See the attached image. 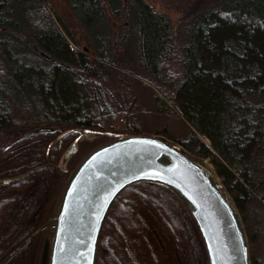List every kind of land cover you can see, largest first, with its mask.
<instances>
[{
    "label": "trees",
    "instance_id": "obj_1",
    "mask_svg": "<svg viewBox=\"0 0 264 264\" xmlns=\"http://www.w3.org/2000/svg\"><path fill=\"white\" fill-rule=\"evenodd\" d=\"M64 2L93 53L48 0H0V180L17 178L0 182V264H31L70 144L144 135L134 116V72L122 58L132 46L146 74L137 81L155 89V109L181 120L176 146L209 158L239 212L250 263L264 264V0H192L176 24L146 0ZM94 264L208 260L181 199L138 182L111 204Z\"/></svg>",
    "mask_w": 264,
    "mask_h": 264
},
{
    "label": "water",
    "instance_id": "obj_2",
    "mask_svg": "<svg viewBox=\"0 0 264 264\" xmlns=\"http://www.w3.org/2000/svg\"><path fill=\"white\" fill-rule=\"evenodd\" d=\"M36 132L42 129L22 137ZM76 150L71 144L63 159ZM16 179L0 182L8 184ZM138 182L161 184L181 199L197 226L208 264H251L239 214L211 172L176 145L154 135L121 138L84 158L70 178L57 214L48 220L55 221L49 264H94L111 204L125 187Z\"/></svg>",
    "mask_w": 264,
    "mask_h": 264
},
{
    "label": "rangeland",
    "instance_id": "obj_3",
    "mask_svg": "<svg viewBox=\"0 0 264 264\" xmlns=\"http://www.w3.org/2000/svg\"><path fill=\"white\" fill-rule=\"evenodd\" d=\"M49 5L51 8L56 11L59 15L60 19H62L66 25L69 27L70 31L74 33L75 37L78 39L82 48L88 50V52L93 53L91 47L88 43V38L86 35V31L82 29L77 24V21L72 14L70 8L64 2V0H48ZM149 5L153 7V9L160 13L167 14L173 23L180 19L183 8H185L192 0H146ZM116 22H113V28L116 27ZM23 31L25 29H22ZM179 44L181 45L182 42L180 41ZM71 47L74 45L70 42ZM124 58V62L130 67L131 71L134 72L133 74V90L134 94L138 99V107L135 110V119L137 123V119L139 120L141 132L144 135L148 136H156L159 139L165 140L170 142L171 144L177 145L178 143L175 141L177 137H179L181 133V120L178 116L173 114H161L159 113L153 104V94L155 93V89L151 86H148L145 81H137V74L143 77L144 74L138 67V59H137V48L133 46L126 52V54L122 55ZM113 74H116L115 72ZM260 101L264 102V98L259 99ZM123 118H119V120L114 123L115 129H123ZM159 131L158 134L155 132ZM204 145L210 146V141L205 137H200ZM77 146V150L73 153L68 159L64 162L61 160L58 165L59 173L61 176L60 178L63 180L62 184H56L51 191L50 198L52 200V204L54 203L55 199H57L58 203L56 207L51 208V213L53 218L61 205V201L63 199V193L65 189V183L72 175L75 168L78 166L79 162L86 158L90 151L96 146H100L101 138L98 136H94L90 139H86L79 142H74ZM71 145V144H70ZM69 145V146H70ZM195 160L202 163L212 174L213 178L215 179L216 183L219 185L221 190L223 191L224 195L231 201V197L227 193L222 180L219 176H217L215 172V168L209 158H199V157H192ZM59 181V180H58ZM233 204V203H232ZM234 205V204H233ZM236 209V208H235ZM237 211V209H236ZM238 212V211H237ZM239 214V212H238ZM240 217V215H239ZM55 221L48 220L44 223L47 226L50 225L48 230H45L44 233L39 238V241L33 246L31 250V254L27 256V262L31 264H49L50 262V252H51V245L53 240L54 228H55ZM43 224V225H44ZM44 225V226H46ZM38 243H40L38 245ZM38 245V246H37Z\"/></svg>",
    "mask_w": 264,
    "mask_h": 264
},
{
    "label": "flooded vegetation",
    "instance_id": "obj_4",
    "mask_svg": "<svg viewBox=\"0 0 264 264\" xmlns=\"http://www.w3.org/2000/svg\"><path fill=\"white\" fill-rule=\"evenodd\" d=\"M65 151H66V150H65ZM65 151H64V152H65ZM70 156H71V155H70ZM70 156H69V157H70ZM69 157H68V158H69ZM68 158H67V159H68ZM51 193H52V192H50L49 195H51ZM57 203H58V201H57V199H55V201H54V203H53V207H56ZM49 219H50V218H49Z\"/></svg>",
    "mask_w": 264,
    "mask_h": 264
},
{
    "label": "snow or ice",
    "instance_id": "obj_5",
    "mask_svg": "<svg viewBox=\"0 0 264 264\" xmlns=\"http://www.w3.org/2000/svg\"><path fill=\"white\" fill-rule=\"evenodd\" d=\"M147 143H154V142H152V141H148ZM93 159H95V157H93Z\"/></svg>",
    "mask_w": 264,
    "mask_h": 264
}]
</instances>
